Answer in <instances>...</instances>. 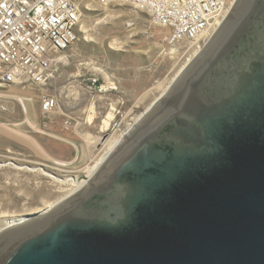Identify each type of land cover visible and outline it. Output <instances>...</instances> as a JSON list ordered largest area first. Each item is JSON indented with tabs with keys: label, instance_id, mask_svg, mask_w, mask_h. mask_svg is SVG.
I'll use <instances>...</instances> for the list:
<instances>
[{
	"label": "water",
	"instance_id": "water-1",
	"mask_svg": "<svg viewBox=\"0 0 264 264\" xmlns=\"http://www.w3.org/2000/svg\"><path fill=\"white\" fill-rule=\"evenodd\" d=\"M23 217L0 264H264V0H237L79 192Z\"/></svg>",
	"mask_w": 264,
	"mask_h": 264
},
{
	"label": "rangeland",
	"instance_id": "rangeland-1",
	"mask_svg": "<svg viewBox=\"0 0 264 264\" xmlns=\"http://www.w3.org/2000/svg\"><path fill=\"white\" fill-rule=\"evenodd\" d=\"M86 7L80 39L57 78L47 86L3 90L0 228L10 224L4 212L21 218L62 199L70 186L60 180L85 179L87 168L117 141L115 150L197 58L187 65L183 51L167 43L168 30L145 10L98 0H88ZM43 93L60 101L48 120L42 117Z\"/></svg>",
	"mask_w": 264,
	"mask_h": 264
},
{
	"label": "built area",
	"instance_id": "built-area-1",
	"mask_svg": "<svg viewBox=\"0 0 264 264\" xmlns=\"http://www.w3.org/2000/svg\"><path fill=\"white\" fill-rule=\"evenodd\" d=\"M87 1L0 0V101L7 87L47 86L57 78L80 39ZM98 1L145 10L156 25L168 30L166 40L173 51H183L187 60L202 52L233 9L232 0ZM59 107L57 95L42 94L44 120Z\"/></svg>",
	"mask_w": 264,
	"mask_h": 264
},
{
	"label": "bare ground",
	"instance_id": "bare-ground-1",
	"mask_svg": "<svg viewBox=\"0 0 264 264\" xmlns=\"http://www.w3.org/2000/svg\"><path fill=\"white\" fill-rule=\"evenodd\" d=\"M232 3H233V6H234V4L236 3V0H232ZM114 4H116V3H114ZM84 27V29L86 30V28H85V26H83ZM220 28V27H219ZM218 28V29H219ZM218 31V30H217ZM216 33V32H215ZM214 35V34H213ZM213 35H212V37H213ZM212 37H211V39H212ZM211 39H209V40H211ZM209 43V42H208ZM207 43V44H208ZM207 46V45H206ZM205 46V47H206ZM203 50V49H202ZM201 53V52H200ZM192 57V56H191ZM193 60V59H192ZM191 60V58H189V62L188 63H186L187 65L192 61ZM8 95V94H7ZM9 96H10V94H9ZM20 100V102L21 103H24V99L22 98H20L19 99ZM25 104V103H24ZM25 110H27V106L25 105ZM94 111V110H93ZM114 117V115L111 113L109 116H108V119H111V118H113ZM92 118V115H91V117H90V119ZM106 120V122H107V124L109 125L110 124V121L109 120ZM92 120V119H91ZM117 141H115L114 143H112L111 144V146H110V148H109V151H107L106 153H105V155L101 158V159H99L97 162H96V164L95 165H93V166H91V167H89V168H87V170H86V172H87V175H85V179H79V178H70V179H63V180H60V181H62V182H67V184H69V186H70V188H69V192L62 198V199H60L58 202H52L49 206H48V208H46L44 211H41L42 213L44 212V214H47V213H49L50 211H52L53 209H55L57 206H59L60 204H62L63 202H65L67 199V197H71V196H73V195H75L77 192H79L90 180H91V178L95 175V173L99 170V168L101 167V163L102 162H104V160H105V158L107 159L108 157V155L109 154H111V152L114 150V145H115V143H116ZM117 146V145H116ZM107 150V149H106ZM100 165V166H99ZM74 193V194H73ZM41 212H37V213H32V214H38V213H41ZM26 215H29V214H26ZM2 217H5L6 219H8L9 220V223L12 225V224H14V223H16V222H20V221H23L24 219V217L22 216L21 218H13V217H16V216H18V215H13V214H10V213H8V212H4V214H2L1 215ZM25 216V215H24ZM11 225H10V227H11ZM2 232V231H1ZM0 232V233H1Z\"/></svg>",
	"mask_w": 264,
	"mask_h": 264
},
{
	"label": "crops",
	"instance_id": "crops-1",
	"mask_svg": "<svg viewBox=\"0 0 264 264\" xmlns=\"http://www.w3.org/2000/svg\"><path fill=\"white\" fill-rule=\"evenodd\" d=\"M90 119V118H89Z\"/></svg>",
	"mask_w": 264,
	"mask_h": 264
}]
</instances>
